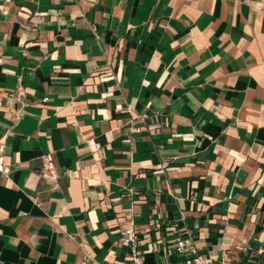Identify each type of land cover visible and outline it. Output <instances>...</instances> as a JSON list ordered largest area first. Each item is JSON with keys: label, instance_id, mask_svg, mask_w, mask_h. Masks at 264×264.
I'll use <instances>...</instances> for the list:
<instances>
[{"label": "crops", "instance_id": "1", "mask_svg": "<svg viewBox=\"0 0 264 264\" xmlns=\"http://www.w3.org/2000/svg\"><path fill=\"white\" fill-rule=\"evenodd\" d=\"M0 158V264H264V0H0Z\"/></svg>", "mask_w": 264, "mask_h": 264}, {"label": "built area", "instance_id": "2", "mask_svg": "<svg viewBox=\"0 0 264 264\" xmlns=\"http://www.w3.org/2000/svg\"><path fill=\"white\" fill-rule=\"evenodd\" d=\"M0 170H4L1 158ZM43 174L47 176L56 175V166L51 153H47L45 155V167L43 169ZM160 225V221L156 220L155 226L159 227ZM119 242L121 245L129 246L131 248L129 261L123 264H145L144 250L139 246L138 237L133 229H126L122 231L119 236ZM174 254L179 256H188L190 264H212L213 262V259L210 256L202 254L198 251L194 235L191 233H188L185 237H181L176 240ZM95 263V260L91 256H88L80 262V264Z\"/></svg>", "mask_w": 264, "mask_h": 264}]
</instances>
